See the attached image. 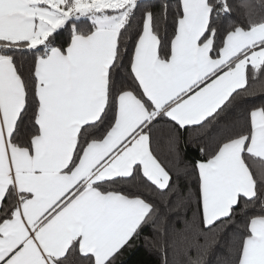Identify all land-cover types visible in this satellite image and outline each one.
Returning a JSON list of instances; mask_svg holds the SVG:
<instances>
[{
  "label": "snow or ice",
  "instance_id": "snow-or-ice-1",
  "mask_svg": "<svg viewBox=\"0 0 264 264\" xmlns=\"http://www.w3.org/2000/svg\"><path fill=\"white\" fill-rule=\"evenodd\" d=\"M262 78L264 0H0V264H264Z\"/></svg>",
  "mask_w": 264,
  "mask_h": 264
},
{
  "label": "trees",
  "instance_id": "trees-1",
  "mask_svg": "<svg viewBox=\"0 0 264 264\" xmlns=\"http://www.w3.org/2000/svg\"><path fill=\"white\" fill-rule=\"evenodd\" d=\"M264 79V78H262ZM250 83H254L257 86L259 85L260 81H255ZM256 102H259L258 100ZM162 148L164 146L162 145ZM192 150L191 147L188 151V158H191L192 156ZM151 233V229H148L145 233V235H149ZM184 259L183 256H173L171 252L167 255L168 264H174L175 261H182ZM126 264H164L165 256L162 251L159 250H153L151 248L145 247L143 244L139 248L138 251H136L133 255H131L130 258L125 257Z\"/></svg>",
  "mask_w": 264,
  "mask_h": 264
}]
</instances>
